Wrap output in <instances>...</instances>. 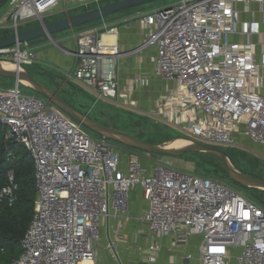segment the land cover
Returning a JSON list of instances; mask_svg holds the SVG:
<instances>
[{
  "label": "built area",
  "instance_id": "1",
  "mask_svg": "<svg viewBox=\"0 0 264 264\" xmlns=\"http://www.w3.org/2000/svg\"><path fill=\"white\" fill-rule=\"evenodd\" d=\"M242 1L180 0L153 10L138 18L145 36L138 50L157 49L155 70L166 82L155 117L190 142L225 149L250 142L264 155V62H257L253 44L231 39L238 33L236 5ZM74 4L100 7L101 0H10L4 24L18 34L24 31L21 21L44 25V15ZM105 29L76 34L73 49L52 41L74 60L67 82L99 100H130L143 78L121 90L116 63L128 53L105 38L112 33ZM260 30L259 22L249 23L251 35ZM39 59L31 43L0 50V60L21 71ZM20 85L0 90V121L5 138L31 155L38 198L21 254L10 264H94L103 221L128 218L131 194L138 190L147 203L140 220L153 236L200 237L201 264H264V210L256 202L221 180L157 163L146 166L137 152L122 156L115 142L92 140L82 125L24 95ZM16 190L10 173L0 199L12 205ZM159 250L152 245V262Z\"/></svg>",
  "mask_w": 264,
  "mask_h": 264
},
{
  "label": "rangeland",
  "instance_id": "2",
  "mask_svg": "<svg viewBox=\"0 0 264 264\" xmlns=\"http://www.w3.org/2000/svg\"><path fill=\"white\" fill-rule=\"evenodd\" d=\"M115 1L118 0H101V5L113 3ZM179 1L180 0H158L150 4L125 11V13L129 11H138L140 12V15H138L137 18H139L145 16L147 13L153 10L176 5ZM95 7L97 6L90 5V7H86L82 4H74L70 5L67 11L64 8H58L49 14L44 15V20L45 23L54 22L67 16L78 14L86 9H94ZM9 12V5L0 9V26L2 25L5 31L12 32L8 28V25L4 24L7 21ZM120 14L121 13H117L94 23H90L75 29L66 30L60 33H55L52 38L43 37L36 41L30 42L32 47H34L39 54H43L44 56L36 64L34 63L31 65H25V70L36 77L47 87L58 92L59 96L63 100L69 103L80 113L88 116L90 119L100 124L119 131H123L142 141L144 140L147 143L151 142L155 145L173 147L174 143L179 140L186 141L188 145L191 144L190 140L182 137L184 135L181 131L170 127L165 121L155 117L154 113L152 112L153 110L151 107L154 105L155 100L159 98L162 91L161 80L159 79L160 76L158 74H148L149 81L145 85L146 87L144 86L146 90L144 97L146 102H148V107L142 106L141 108L131 106V102L134 101L133 97L130 98V100H99L97 96L90 90L85 89L77 83L66 81V73L69 70L62 67L61 64V62L64 61L62 58V55L64 54L52 40L56 41L61 47L72 48L74 36L76 34L87 32L96 28H104V25L115 22ZM39 26V21L36 19H28L26 22L21 21V28L25 27L26 30ZM0 62H7V64L11 63L10 61L4 60H0ZM14 85V80L0 77V90L10 89L14 87ZM20 88L24 95L47 102L45 98L41 97L31 88L22 84L20 85ZM144 97L142 96L141 98L144 99ZM51 108L59 111L71 122L77 123L54 106L51 105ZM82 131L92 140L98 141L101 139L100 135L84 127H82ZM115 144L118 148V151L123 154L122 156L137 152V154L143 157V164L146 166L148 163L149 165L157 163L182 172H191L201 176L221 180L230 188L256 202L264 210V190L245 187L233 182L228 177L226 171H224L223 164L213 156L206 154H189L180 158L158 156L155 154H147L140 151H135L116 142ZM220 149L224 150L232 158V161H230L237 170H242L245 173L251 174L255 178L264 180V155H261L258 151H256L255 147L250 142H246L245 147L238 146L231 149ZM17 257L18 255L15 258ZM11 258L12 256L10 253L5 254L4 257L0 259V264H5V262ZM12 261L13 259L10 260V262Z\"/></svg>",
  "mask_w": 264,
  "mask_h": 264
},
{
  "label": "crops",
  "instance_id": "3",
  "mask_svg": "<svg viewBox=\"0 0 264 264\" xmlns=\"http://www.w3.org/2000/svg\"><path fill=\"white\" fill-rule=\"evenodd\" d=\"M236 12L238 33L231 37L232 42L253 44L257 62L262 64L264 62V4L253 0H243L236 5ZM139 13L138 11L121 13L115 22L106 24L101 29L106 31L105 27H107L108 31H112L105 38L113 40L123 53H128L126 56L119 57L116 63L121 90H125L136 78H143V85L132 95L134 106L141 108L142 106L148 107V102L144 97L145 85L149 81L148 74H157L155 70L157 49L149 47L143 51L138 50L145 40L138 23ZM252 21L260 23L259 35L249 33V23ZM68 48L73 49L74 43L72 48ZM39 56V60H41L44 55L39 54ZM62 58L64 59L61 62L62 67L69 71L72 70L74 60L63 55ZM262 75L264 78V70ZM159 79L162 85L160 96H162L165 93L166 82L161 77ZM142 96L144 99L141 98ZM157 100L151 107L152 110L156 109ZM146 209L147 203L142 192L138 190L131 194L128 218L114 216L103 221L94 264H201L200 245L202 239L188 237L184 232L172 237L153 236L149 232L148 226L140 220ZM154 244L159 245L160 250L155 253L156 260L152 262L150 256L152 254L151 247Z\"/></svg>",
  "mask_w": 264,
  "mask_h": 264
},
{
  "label": "water",
  "instance_id": "4",
  "mask_svg": "<svg viewBox=\"0 0 264 264\" xmlns=\"http://www.w3.org/2000/svg\"><path fill=\"white\" fill-rule=\"evenodd\" d=\"M5 1L6 0H0V7ZM155 1L158 0H118L107 5L90 9L86 12L70 15L54 22L45 23L44 25H40L39 27L33 29L21 31L20 33L13 34L6 39H1L0 50L12 48L18 44L30 43L43 37L52 38L55 33H60L94 23L108 16L135 9ZM0 77L12 79L15 83H20L31 88L41 97L45 98L48 103L63 112L66 116L73 119L84 128L100 135L104 139L119 143L135 151L155 154L158 156L180 158L191 153L210 154L222 162L228 177L233 182L245 187L264 190V180L255 178L237 170L231 163L227 154L221 149L202 145L197 142H191L189 145L177 148L147 143L123 131L100 124L90 119L88 116L83 115L64 101L59 96L58 92L53 91L25 70L21 71L19 68L16 70H6L0 65Z\"/></svg>",
  "mask_w": 264,
  "mask_h": 264
},
{
  "label": "trees",
  "instance_id": "5",
  "mask_svg": "<svg viewBox=\"0 0 264 264\" xmlns=\"http://www.w3.org/2000/svg\"><path fill=\"white\" fill-rule=\"evenodd\" d=\"M9 3L10 0H6L1 5L0 9L9 5ZM88 10L86 9L82 12H86ZM24 30H26L25 27ZM12 35L13 32L0 29V40L6 39ZM3 127L4 126L0 121V192L9 184L10 173L13 174L17 190L15 193L16 200L12 205H10L7 201L0 199V259H2L5 254L10 253L12 256L11 259L14 260L17 255L19 257L21 254V242L34 217L35 205L38 198V189L35 179V166L31 155L24 145L14 140H7L5 138V129L3 130ZM182 137L186 138L185 136ZM227 156L232 161V158L228 154ZM216 159L220 161L218 158ZM224 171H226L225 168ZM241 172L243 171L241 170ZM2 250L4 251L2 252ZM10 260H7L5 264H10Z\"/></svg>",
  "mask_w": 264,
  "mask_h": 264
},
{
  "label": "bare ground",
  "instance_id": "6",
  "mask_svg": "<svg viewBox=\"0 0 264 264\" xmlns=\"http://www.w3.org/2000/svg\"><path fill=\"white\" fill-rule=\"evenodd\" d=\"M10 64L11 63L7 64V62L6 63L0 62L1 67H3L6 70H16L17 69V67L14 64H11V65ZM186 145H188V143L186 141L179 140V141H176L174 143L173 147L177 148V147H183V146H186Z\"/></svg>",
  "mask_w": 264,
  "mask_h": 264
}]
</instances>
